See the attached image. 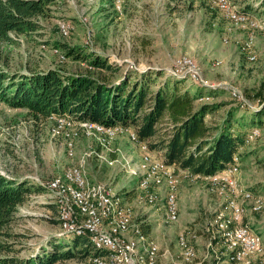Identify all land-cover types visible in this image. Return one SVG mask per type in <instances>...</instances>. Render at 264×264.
Returning <instances> with one entry per match:
<instances>
[{"label":"rangeland","instance_id":"obj_1","mask_svg":"<svg viewBox=\"0 0 264 264\" xmlns=\"http://www.w3.org/2000/svg\"><path fill=\"white\" fill-rule=\"evenodd\" d=\"M231 1L238 10L250 12L251 22L232 25L213 0H120L121 10H116L115 0H51L47 16L38 17L40 29L19 35L12 32L13 42L0 44V68L7 71L29 73L57 68L109 83L125 76L131 83L137 71H144L151 79V89L175 78L181 80V90L189 93L202 85L207 92L195 102L215 105L204 116L214 128L224 118L246 122L253 106L262 109L253 124L256 127L239 148L238 170L230 175V184L212 185L209 175L167 170L177 179V217L169 220L164 213V174L158 170L147 188L140 186L142 177L136 168L140 148L128 132L118 130L115 136L103 140L97 132L86 134L71 114L33 116L24 108L0 102V175L38 187L18 206L9 225V232L14 234L10 239L19 256L49 249L51 240L64 241V247L70 244L74 235L61 229L57 196L45 184L74 166L90 182L111 184L127 210L128 228L121 237L136 239L137 231L144 232L157 245L155 264H227L229 251L219 236L218 222L219 218H230V199L242 211L235 223L251 231L263 225L262 231L256 232L261 237L260 248L245 260L264 264V194L260 190L264 184V0ZM60 23L68 26L67 34L60 33ZM70 49L73 54H67ZM182 55L196 63L198 81L171 72ZM94 59L105 66H93L90 63ZM125 127L135 130L132 125ZM74 133L70 155L67 143ZM151 155L152 164L160 169L163 150L151 149ZM125 189L129 190L123 192ZM247 190L252 198L242 197L241 191ZM146 191L156 196L155 204L141 199ZM75 213L81 218L78 211ZM148 219L159 224L148 229L151 235L145 231ZM106 227L102 222V230ZM180 237L195 253L190 262L182 258ZM138 248L143 251L144 245ZM78 249L73 251L78 253ZM90 257V253L76 254L57 264H93Z\"/></svg>","mask_w":264,"mask_h":264},{"label":"trees","instance_id":"obj_2","mask_svg":"<svg viewBox=\"0 0 264 264\" xmlns=\"http://www.w3.org/2000/svg\"><path fill=\"white\" fill-rule=\"evenodd\" d=\"M49 2L51 0H0V44L13 42L12 32L19 35L40 29L38 17L47 16ZM73 52L70 49L67 54ZM90 64L105 66L99 59ZM136 73L137 78L131 83L126 76L117 83H109L99 77L66 73L57 68L29 73L0 68V102L12 108H24L33 116L46 118L68 113L77 121L103 126L126 128L132 125L138 140L146 142L150 150H163V164L195 174L212 175L232 163L234 156L239 157V148L256 127L253 124L262 109L253 106L246 122L224 118L214 128L204 121V116L215 105L195 102L207 92H204L206 87L198 85L195 92L189 93L181 90L178 83L181 80L175 78L176 81L165 80L151 89L149 76L144 71ZM37 188L0 175V264H57L76 254L90 253V258L102 255V251L93 246L92 252L89 251L88 237L77 235L65 247L64 241L51 240L49 249L18 255L10 239L14 234L9 232V225L18 206ZM78 246L80 249L75 253L73 249Z\"/></svg>","mask_w":264,"mask_h":264},{"label":"bare ground","instance_id":"obj_3","mask_svg":"<svg viewBox=\"0 0 264 264\" xmlns=\"http://www.w3.org/2000/svg\"><path fill=\"white\" fill-rule=\"evenodd\" d=\"M213 2L215 7L232 25L237 26L251 22L249 20V12L238 10L231 0H213ZM115 8L116 10H121L120 0H115ZM59 31L62 34H67L68 26L65 23H60ZM251 40L252 38L247 39L246 46L251 44ZM61 58L63 59L64 57ZM250 58L252 59V57ZM179 64L180 67L186 68L180 69L178 72L177 66ZM193 66H196V63L192 58L188 55H182L175 60L171 72L173 74L184 73L192 80L198 81L200 79V71L198 67V70H195ZM58 117L61 116L58 115ZM79 122L86 134L91 131L92 133L97 132V134L99 133L100 136L103 137V140L105 137L115 136L114 133L118 130H124L129 133L130 139L136 141L140 148V160L137 164L139 175L142 177L140 186L142 188H147L150 178L154 176L158 170L163 172V180L166 186L164 213L169 220H175L177 217V179L171 173H167L168 168H164L165 164H163V161L160 165V169H158L155 164H152L151 150L147 143L138 141L135 131L133 129L129 130L127 127L114 126V128H112V126H99L101 124L91 121ZM76 134L77 133H74L67 143L68 153L70 155L73 149L72 139ZM237 164L238 157L234 156L232 163L212 175H222L226 174L228 171H230V175H233L238 170ZM78 168L74 166L69 167L65 170L64 174L62 173L63 176L60 175V177H55L45 184V187L50 190L51 193L54 192L57 196V217L63 232L73 235H87L86 237H88L94 249L107 251L106 255H96L90 258L93 264H155L158 251L157 245L152 240L147 239L146 237L148 236L145 237V234H143L144 232L139 233V231H137L138 236L136 239L125 240L121 237L128 228L127 210L120 197L113 191L112 186H110L111 184L109 185L106 182H90L84 176L83 171ZM212 175L208 176L209 182L212 185L220 183L230 184V175H224V178H221V176L212 177ZM156 180L158 181V179ZM50 187H56V189H51ZM241 193L243 195L242 197L246 199L252 198L253 196L250 190L241 191ZM102 199H104L105 202H101ZM141 199L150 204H155L157 202L156 196L148 191L143 193ZM229 204L231 208L230 218H219L218 222V226L220 227L219 236L222 238L229 251V263L227 264H252L249 259H247V261L245 259L260 248L261 237L258 233L251 231L248 226L235 223V220L240 217L242 211L231 199ZM75 211H78V215H80L81 218L75 215ZM68 217L72 219V224H79V228H70L69 230ZM104 221L108 227H106L107 229H104V231L109 232V241H100L95 238V235L91 234L92 230H100V222ZM241 230L244 234H242ZM247 238L250 239V241ZM179 242L183 249V260L190 262L195 254L193 253L192 247L183 237L179 238ZM119 244L127 247H119ZM140 244L144 245L143 251L140 250L141 248H138Z\"/></svg>","mask_w":264,"mask_h":264},{"label":"built area","instance_id":"obj_4","mask_svg":"<svg viewBox=\"0 0 264 264\" xmlns=\"http://www.w3.org/2000/svg\"><path fill=\"white\" fill-rule=\"evenodd\" d=\"M185 68L186 67H180V64L177 66L178 72L180 71V69H185ZM193 68L195 70H198L197 66H193ZM99 126H102V125H99ZM112 128H114V126H112ZM164 168H168V169H171V170H176V168H174V167H166V166H164ZM224 175H230V171H228V172H226V174H222V175H212V177L213 176H221V178H224ZM50 188L51 189H56V187H50ZM101 202H105V200L102 199ZM68 225H69V230H70V228H79V224H72V219H70V217H68ZM240 229H241V226H240ZM241 232H242V234H244L242 230H241ZM91 234L95 235V238L99 239L100 241H109V232L102 230V222H100V230H92ZM248 240L250 241V239H248ZM112 242L116 243L115 241H112ZM119 247H127V246L119 244Z\"/></svg>","mask_w":264,"mask_h":264},{"label":"crops","instance_id":"obj_5","mask_svg":"<svg viewBox=\"0 0 264 264\" xmlns=\"http://www.w3.org/2000/svg\"><path fill=\"white\" fill-rule=\"evenodd\" d=\"M250 13V12H249ZM128 128V127H127ZM137 157V156H136ZM169 166H171V167H174L173 165H169ZM137 168V167H136ZM175 168V167H174ZM140 176V175H139ZM126 185V184H125ZM158 184H156L155 185V183H153V186H157ZM136 186H135V191H136ZM129 189H125L123 192H126V191H128ZM260 190H261V192H262V194H264V184H262V187L260 188ZM135 191H134V193H135ZM178 193V192H177ZM126 196H128V195H125V197ZM147 225H149V227L147 228V230H145V231H147L148 233H149V228H151V227H154V225H155V223L154 224H152L151 223V219H148V221H147V223H146ZM152 224V225H151ZM159 224H156L155 225V227L157 228V226H158ZM263 226V225H262ZM262 226H255L256 228H253V231H255V232H258V231H262ZM149 235H151V232L149 233ZM160 239V238H159ZM254 254V253H253ZM227 263H229V260H228V258H227Z\"/></svg>","mask_w":264,"mask_h":264}]
</instances>
